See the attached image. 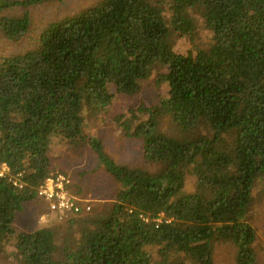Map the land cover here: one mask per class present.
<instances>
[{"label":"trees","instance_id":"obj_1","mask_svg":"<svg viewBox=\"0 0 264 264\" xmlns=\"http://www.w3.org/2000/svg\"><path fill=\"white\" fill-rule=\"evenodd\" d=\"M59 1L0 0V38L22 40L32 7ZM196 14L207 47L178 53L170 34L193 37ZM155 74L166 88L159 103L109 111L114 93L136 95ZM164 113L173 132L161 127ZM91 116L112 117L152 168L115 161L100 138L86 135ZM55 136L78 154L91 149L118 184L115 196L17 232L16 213L52 172ZM1 163L24 183L0 176V236L13 237L23 264H185L171 257L179 254L216 264L214 241L223 238L236 247L237 264L254 263L247 213L264 177V0H99L47 23L33 48L1 51Z\"/></svg>","mask_w":264,"mask_h":264},{"label":"rangeland","instance_id":"obj_2","mask_svg":"<svg viewBox=\"0 0 264 264\" xmlns=\"http://www.w3.org/2000/svg\"><path fill=\"white\" fill-rule=\"evenodd\" d=\"M99 0H62L54 3H44L32 7L33 23L32 29L27 36L20 41L6 42L0 38V52L4 55H12L31 49L36 44L38 33L42 27L54 20L70 18L79 13V11L97 3ZM171 26V21L168 19ZM196 36V37H194ZM193 37H187L175 33L170 34L172 48L181 54H191L192 49L198 47L205 49L209 41V31L206 29L203 18L200 14L195 16V34ZM156 74L149 80L143 82L140 92L133 96H123L114 93L110 102L109 111L126 113L128 110H138L152 107L153 104L161 100L165 95L166 88L162 83L156 81ZM159 103V102H158ZM165 118L162 122V129L166 132H173L172 121L164 113ZM86 135L102 140L105 151L117 162L126 163L131 166H143L152 168L150 164L145 163L142 156V145L135 140L125 138L120 134L115 123L110 118L97 119L91 116L88 120ZM52 146L48 149V154L54 166L51 171H61L59 165L65 166L64 171L71 175L74 194L81 195L87 199H96L103 202L112 199L115 196L112 177L108 175L100 165L97 156L89 148H85L78 154V151L69 148L60 143L55 136ZM53 140V139H52ZM139 147V148H138ZM59 159V161H57ZM62 161V163L60 162ZM193 178L187 182L185 191L191 192L194 184ZM71 183V184H72ZM75 183H81L75 185ZM253 199L248 207L247 220L255 227L256 241L253 244V250L256 258L252 264H264V177L258 178L253 190ZM63 219V218H62ZM61 219V220H62ZM60 220L55 213L51 212L47 203L37 197L36 199L24 203L22 209L16 213L11 226L15 231H31L35 228L52 225ZM14 239L9 235L0 236V264H23L18 256L14 255ZM216 264H237L235 260L236 247L228 239H218L214 241ZM180 257L185 264L191 262L182 254L172 255V258Z\"/></svg>","mask_w":264,"mask_h":264},{"label":"built area","instance_id":"obj_3","mask_svg":"<svg viewBox=\"0 0 264 264\" xmlns=\"http://www.w3.org/2000/svg\"><path fill=\"white\" fill-rule=\"evenodd\" d=\"M0 176L7 177L11 183L22 188L24 183L21 181V173L11 176L10 169L6 163L0 164ZM70 176L59 171H52L38 187V197L43 199L49 210L62 219L69 215L89 212L91 210L90 200L79 197L70 191ZM143 221L152 220L155 223L162 221L163 215L150 219L149 216L141 215ZM169 221V220H166Z\"/></svg>","mask_w":264,"mask_h":264},{"label":"crops","instance_id":"obj_4","mask_svg":"<svg viewBox=\"0 0 264 264\" xmlns=\"http://www.w3.org/2000/svg\"><path fill=\"white\" fill-rule=\"evenodd\" d=\"M51 160V159H50ZM57 161H59V159L57 160ZM61 163H62V161H60ZM51 164H52V161H51ZM62 165H63V163H62ZM62 165H59L58 163H57V166H58V168L61 170L60 172H62V173H64V174H68L69 175V173H68V171L66 170V171H64L66 168H65V166L64 167H62ZM52 168H54V166H52ZM55 172V171H54ZM70 182L72 181V179H71V175H70ZM75 185L77 186V185H80L81 186V183H75ZM73 187V183L71 184L70 183V186L69 187ZM72 191V190H71ZM76 195V194H75ZM77 196H79V197H83V198H86V197H84V196H81V195H77ZM87 199V198H86ZM89 200H91V199H89Z\"/></svg>","mask_w":264,"mask_h":264}]
</instances>
